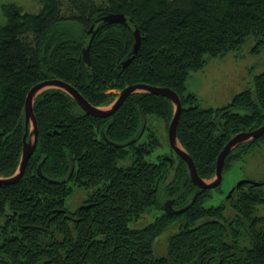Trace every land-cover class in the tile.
Listing matches in <instances>:
<instances>
[{
	"label": "trees",
	"instance_id": "trees-1",
	"mask_svg": "<svg viewBox=\"0 0 264 264\" xmlns=\"http://www.w3.org/2000/svg\"><path fill=\"white\" fill-rule=\"evenodd\" d=\"M37 1L34 11L1 4L0 176L19 165L26 94L44 79H62L98 106L115 99L106 90L128 84L174 89L182 103L178 141L205 179L213 177L218 153L232 135L264 122V70L254 75L252 87L217 108H202L195 94L185 92L187 76L207 58L237 49L248 35L256 48L264 45V0ZM112 11L126 21L98 20ZM135 29L140 47L119 68L133 48ZM86 46L90 67L82 59ZM138 108L166 127L174 112L166 97L144 91L127 96L106 118L85 113L62 89L38 93L34 152L17 183L0 184V264H264V216L256 213L264 207V183L236 187L221 205L205 206L211 189H202L184 212H163L165 198L183 207L198 190L185 162L176 156L171 166L164 153L148 159L162 146L148 122L140 139L126 147L102 136L104 131L111 141L129 140L141 125ZM263 140L264 134L232 149L223 169ZM42 158V172L59 183L36 173ZM76 186L86 190L81 203L88 207L70 210L65 202ZM155 210L160 212L148 224L131 226ZM174 226L166 253L156 256V238Z\"/></svg>",
	"mask_w": 264,
	"mask_h": 264
},
{
	"label": "rangeland",
	"instance_id": "rangeland-1",
	"mask_svg": "<svg viewBox=\"0 0 264 264\" xmlns=\"http://www.w3.org/2000/svg\"><path fill=\"white\" fill-rule=\"evenodd\" d=\"M12 2L28 11L37 10L40 6L37 0H0V25L5 22L1 4ZM255 45L256 41L254 37L248 35L237 49L230 50L223 56L207 58L202 69L194 71L187 76L185 80V92L195 94L198 99L197 102L202 108H217L228 104L239 91L252 87L254 75L264 70V45L258 48ZM148 123L158 134L162 145L147 156L148 159L155 160V155L169 154L170 152L171 146L168 143L167 133L168 126L166 127L163 121L151 116L148 119ZM172 156L173 164L175 165L177 155L172 154ZM230 164L228 168L222 171L223 177L219 185L220 188H211L210 196L204 201L205 206L221 205V203L227 204L228 194L234 185L243 178L251 181H262L264 179V144L252 147L241 158L232 160ZM172 174L173 170L171 168L169 179H171ZM213 178L214 175L206 180L209 182ZM86 195L85 189L76 186L72 194L67 197L65 205L70 210H74L82 205L81 202ZM224 209L225 216L227 218L231 217L232 211L229 207L226 206ZM156 212L159 213L160 211L155 210L154 213H145L141 218L130 223L131 226L143 227L153 220ZM256 213L264 216V207L258 206ZM200 220H204V218ZM176 230V226L171 227L156 238L153 244V252L156 256L166 253L167 238Z\"/></svg>",
	"mask_w": 264,
	"mask_h": 264
},
{
	"label": "water",
	"instance_id": "water-1",
	"mask_svg": "<svg viewBox=\"0 0 264 264\" xmlns=\"http://www.w3.org/2000/svg\"><path fill=\"white\" fill-rule=\"evenodd\" d=\"M100 21L108 22V23H113V22H118V23H124L126 21V15L120 12H107L98 19ZM95 25L94 23L91 24V27L89 30H87V33L90 34ZM135 35V42L133 44L132 50L128 53L126 56V59L123 60L118 64L119 68H124L126 67L127 64H129L133 59L134 56L136 55L138 49H139V44H140V38L137 29L134 31ZM82 59L84 62L87 63V65L90 67L91 65V59H89V48L88 46L83 48L82 51ZM49 88H58L62 89L66 93H68L75 102L80 106L82 111L85 113L92 115V116H97L100 118H106L108 116H111L113 112L117 110V108L123 103V101L127 98L132 93H136L138 91H144V92H151L154 95H162L166 97L168 100H170L173 105V116L169 121L168 127H167V133H168V143L171 146L172 150L175 152L176 155H178L184 162L185 165L188 168V174L189 177H191V180L193 184L198 188L194 192V194L191 197V202H189L187 205L183 207H177L175 208L173 206V200L171 198H165V201L163 202L162 205V211L171 215L177 214L184 212L192 202H194L202 189H209V188H216L218 185H220V182L222 180V170L224 167V161L225 158L230 154V151L240 145L241 143L247 142L249 140H252L253 138H258L264 134V122L255 128H252L251 130H241L240 132L234 134L229 138L227 143L220 149L218 156L215 161V174L214 178L212 180H209V182L203 178L200 177L199 174L197 173L196 166L194 165L193 158L192 156L187 152L186 149L183 148V146L179 143L178 137H177V125H178V119L181 114V109H182V103L181 99H179V96L177 92L174 89H170L167 86H156L152 84H147L144 82H138L135 84H128L127 86L121 88V89H108L106 92H113L116 94L115 99L110 102V104L105 105V106H98V105H93L90 103L84 95L79 93V91L71 84L68 82H65L62 79L58 78H49V79H44L41 81H38V83L34 84L27 92V97L24 102V133L22 136V147H21V154L19 158V165L15 169V171L11 174L8 175V177L0 176V184H14L17 183L22 175L24 174V170L28 164V160L30 158V155L34 152V149L37 144V137H38V128H37V117H35L34 111H33V101L36 96H38V93L49 89ZM138 112L141 114V120H140V128L137 133L134 134L129 140L125 142H114L111 141L107 136L104 135V131H102V136H104L106 142L114 145L115 147H126L130 143L136 142L140 137L142 132L145 129L146 126V116L144 112L141 111L140 108H138ZM167 160L169 161V164H172V157L166 155ZM70 161V170L74 168V160H72V157L69 156ZM43 158L40 160V162L36 166V173L40 177H44L47 181L51 183H59L61 180L56 179V178H49L42 172V165H43ZM71 171L64 177L63 181H67ZM243 183H248L250 186L254 185H260L262 182L259 181H251L249 179H242L238 181L230 193L228 194V197L232 194V191L236 187H240V185H243ZM81 207H88V205H82Z\"/></svg>",
	"mask_w": 264,
	"mask_h": 264
},
{
	"label": "flooded vegetation",
	"instance_id": "flooded-vegetation-1",
	"mask_svg": "<svg viewBox=\"0 0 264 264\" xmlns=\"http://www.w3.org/2000/svg\"><path fill=\"white\" fill-rule=\"evenodd\" d=\"M147 122H148V120H147V117H146V126H147ZM146 126H145V128H146ZM152 127V126H151ZM145 130V129H144ZM144 132V131H143ZM143 132H142V134H143ZM142 136V135H141ZM233 136V135H232ZM263 136V135H262ZM261 137V136H260ZM140 139V138H139ZM138 139V140H139ZM137 140V141H138ZM264 144V140H263V142L262 143H257L255 146H262ZM171 151V153L169 152V154H166V153H164V156L166 157V155H168V156H171L172 157V164H173V156H172V154H175V152L172 150V148L170 149ZM176 155V154H175ZM178 156V155H177ZM167 159V158H166ZM172 164H170L171 166H172ZM223 171V170H222ZM259 182H262V184L264 183V179L262 180V181H259ZM243 184H245V183H243ZM246 184H248V183H246ZM261 185V184H260ZM219 186V185H218ZM217 186V187H218ZM241 186V185H240ZM196 187V186H195ZM216 187V188H217ZM211 189V188H210Z\"/></svg>",
	"mask_w": 264,
	"mask_h": 264
}]
</instances>
